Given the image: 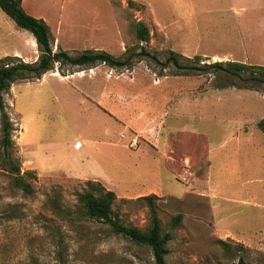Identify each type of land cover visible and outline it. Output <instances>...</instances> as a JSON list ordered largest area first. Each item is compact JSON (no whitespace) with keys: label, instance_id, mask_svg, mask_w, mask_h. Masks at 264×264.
I'll list each match as a JSON object with an SVG mask.
<instances>
[{"label":"rangeland","instance_id":"374dc122","mask_svg":"<svg viewBox=\"0 0 264 264\" xmlns=\"http://www.w3.org/2000/svg\"><path fill=\"white\" fill-rule=\"evenodd\" d=\"M23 6L31 15L48 20L54 32L60 17L67 22L68 29L84 28L85 24L93 22L92 26L98 27L100 32L96 46L90 48L84 47L83 42H70L73 45L66 46L67 51L72 56L87 49L103 50L119 59L131 56V68H115L103 63L98 66L106 80L111 81L107 84L110 88L125 89L128 94L137 90L141 99L139 106L145 97H155L158 113L163 114L179 93H186V98H200L194 112H187L179 119V127L174 126L180 132L174 131L168 140L166 147L171 149L175 145L179 156L207 157L212 148L219 146L230 127L242 121L246 130L257 122L259 130L264 132V126L260 125L264 121V83L255 84L253 89H240L232 85L237 79L227 74L216 73L214 69L204 72L178 69L168 61L170 52L174 51L183 65L239 61L264 66V0H25ZM75 10L82 13L73 14ZM86 12L94 16L84 14ZM0 14L17 26L1 7ZM137 22L146 26L149 41L138 39ZM52 43L54 51L65 49L60 44L55 47V37ZM73 69L83 72L88 68L82 70V67L56 63L52 71L61 70L65 75ZM28 80L34 79L16 80L3 93V98L13 123L12 154L19 160L22 172L35 173L34 177L27 178L33 185L32 193L17 187L13 175L4 168L0 111V264H155L149 246L115 233L108 223L80 214L78 194L88 190L89 180L61 172L43 173L26 159L21 146V98L37 100L32 90L22 97L26 87H35L23 83ZM220 85L225 87L217 88ZM69 101L66 96L58 95L57 98L51 96L50 105L38 104V119L42 121L31 124L29 138L47 141L67 136L77 139L83 133L81 124L88 120H94L98 128L109 127L116 133L107 138L112 142H118L120 132L125 131L128 138L118 146L92 144L95 152L103 148L104 154L100 156L111 175L109 184L92 181L114 190L117 195L114 213L125 224L142 230L150 225V212L147 202L139 197L157 195L154 203L162 231L171 237L166 264H233L241 260L243 264H264V194L261 192L264 168L257 169L256 145L248 147L250 157L254 150L256 158L252 157L251 161L246 158L244 162L250 161L253 165V170L248 168L245 174L256 183L243 190L244 194L250 190L255 195L245 196L247 201L242 198L235 202L213 200L206 190L208 187L203 185L204 168L196 170V177L188 176L181 163L170 172L162 154L140 145L146 135H140L138 148L124 149L122 144L128 145L134 134L123 130V124L115 123L114 119L112 122L108 115L98 119L81 102H74L73 107ZM27 107L31 108L29 104ZM171 120L166 133L174 130ZM183 125L185 132L181 129ZM192 128L211 133L200 135L193 133ZM227 151H222L221 157L215 159V175L218 180L236 179L232 182L234 185L238 179L236 171L243 166L238 169L240 158H225ZM78 154H74L75 157ZM222 156L226 163L232 164L227 170L223 169ZM151 171L160 174L156 176ZM151 187L161 191L147 192ZM230 192L237 194V187ZM57 206L69 211L71 217L62 214ZM57 236L62 239L61 245L57 244Z\"/></svg>","mask_w":264,"mask_h":264},{"label":"crops","instance_id":"0c3cea01","mask_svg":"<svg viewBox=\"0 0 264 264\" xmlns=\"http://www.w3.org/2000/svg\"><path fill=\"white\" fill-rule=\"evenodd\" d=\"M24 2L25 0L22 1V6ZM76 12L82 13L79 10H75L73 14ZM84 14L94 16L93 13L90 14L86 12ZM43 19L45 20V18ZM45 21L50 26L52 36L57 38V44L55 46L57 48L60 44L61 46H64V50L67 51L66 46L73 45L70 44V42L74 44L83 42L84 47L92 48L100 41L99 29L98 27L94 28V26H92L94 24L93 22L85 24L84 28L72 26L68 29L66 26L67 22L60 17L56 23V32H54L53 26H51L49 21ZM17 27L20 28L18 25L15 26L10 22L4 15L0 14V59L12 56L22 58L25 62L29 63L37 61L40 52L36 38L31 33L25 34V32H21ZM81 31H83L82 34H80ZM62 40L68 43L65 44ZM54 45L55 44L52 43L53 48ZM98 65H96L97 67H82V70L88 68L83 72L73 69L65 75H62L59 71L55 72L51 70L43 74L40 79L23 82L26 85H35V87H26L23 90L25 94L22 97H24L29 90H32L35 94L34 98L37 100L34 101L29 98L27 101L26 99L22 100L21 98V146L25 151L26 159L34 163L37 169H40L43 173L61 172L69 177L83 180H101L106 183L111 180V175L106 168V163L100 156L104 154L101 151L103 148L98 149V151L96 150V153L91 147L92 144L95 143L105 145L106 147L119 145L122 141L120 138L118 142H112L107 139L111 135H116V133H114L109 127L98 128V126L96 127L94 120H88L84 125L81 124L83 133L77 139L67 136L47 141L40 140V138H29L31 124L33 122L42 121L41 119H38L39 114L37 112V105L41 103H44V105H50L51 96L57 98L59 95L66 96L68 100H71L72 103L69 101L71 105L74 104V102H81L87 110L89 112L91 111L92 115L97 116L98 119L104 118L108 115L109 118L112 119V122L115 120V123L119 122L120 124H123V130H127L132 134L136 133L139 136L141 134L146 135L144 139L142 138L143 143L140 145L143 147L144 145L150 147L157 153L162 154L164 157V163L168 165L170 172H172L175 167L177 168L181 163V165H183L182 170L188 176L196 177V170L198 168H204L203 185L208 187L206 190L210 192L209 194L213 200L235 202L242 198L243 201H247L248 198L244 199L245 196L255 195V193L250 190L244 194L243 190L245 187L247 189V185L256 183L254 178L248 177V179L245 174L246 169L249 168L250 171H252L254 168L250 161L252 157H255V151H252V157H250V151H248V147L252 146V144L257 146V169L261 171V168H264V163H262L264 160V132L259 130L257 122L254 123L250 130L244 128L245 123L243 121L242 123L237 124V126H231L228 132L223 136L219 146L217 148L211 147L212 149L209 151L208 156L203 157V159H194L190 155L179 156L176 154L174 145L175 141L173 142L174 146L171 147V149L167 148L168 143L171 140L170 135H174L175 132H180L178 129L176 130V127L174 126L179 127V119L185 117L187 112H194L195 107L200 103V98H186V93H179L177 99L169 104V110L165 109L166 111H164L163 114L158 113V102L155 101V97L153 99H149L148 96L145 97L144 103L139 106L141 99L137 94V90L130 91L128 94L125 89L123 90L115 87L110 88V85L107 84L111 81L106 80L104 72L100 71ZM90 68L92 69L89 70ZM115 83L116 81H114V84ZM163 89L164 87L162 90ZM173 89L175 90V87H173ZM173 89L169 92L171 93L174 91ZM164 98L165 96L163 99ZM27 104L31 107L30 109H28ZM72 106L71 109L74 110V106ZM170 116L172 117L170 118ZM169 120H171L170 125L174 127V130H172V132L167 131L166 133L165 130L169 125ZM181 129L182 132H185V125H183ZM192 129H194L193 133L198 132L200 135H208L211 133L201 131V129ZM77 142H81V147H75ZM84 143H87L88 145L85 147ZM122 145L124 149H134L130 148L126 143ZM82 149L84 150L82 151ZM104 150L111 151L110 148H104ZM225 150H228V153L224 156L225 158H240L241 161L239 162L238 169L241 165L243 166L239 171H236V173H238V179L234 182L235 186L232 182L236 179L230 178L218 180L215 175V159L218 158V156L221 157V152ZM77 153L79 154L75 157ZM105 155H107V153H105ZM224 157L222 156L223 161H225L222 166L224 167L223 169L227 170L232 164L228 162L226 163ZM246 158H249L250 161L247 162V164H244ZM153 159H155V157H153ZM151 173L156 176L160 174L159 171H151ZM231 173H233V170ZM234 187H237V194L230 192ZM158 191H161V189L158 187H151L147 192L157 193ZM261 192L264 194V190Z\"/></svg>","mask_w":264,"mask_h":264},{"label":"trees","instance_id":"16d2710c","mask_svg":"<svg viewBox=\"0 0 264 264\" xmlns=\"http://www.w3.org/2000/svg\"><path fill=\"white\" fill-rule=\"evenodd\" d=\"M23 0H0L1 9L15 21L22 29L31 32L36 38L40 55L37 61L33 63L24 62L19 57L8 56L0 59V111L2 114V131L3 145L5 149L4 168L9 171L15 181V185L26 193L33 192V185L28 177H34V171L26 170L22 172L19 160L12 154L11 148L13 141L11 132L13 123L6 111L3 93L10 88L11 84L16 80L40 79L43 74L55 68L56 63L74 67H93L98 64H107L110 67L131 68L132 57L126 56L123 59L114 57L112 54L95 50H85L76 56L64 49L54 51L52 46V33L49 24L43 19L35 17L23 8ZM137 37L140 41H149L150 34L146 26L142 22H137ZM146 54L145 52H142ZM199 56L195 58L198 59ZM199 60V59H198ZM178 69L210 71L214 69L216 73L227 74L232 78H236L237 82L232 85L242 89H253L257 83H264V66L252 65L239 61H216L209 64L183 65L178 59V55L170 52L168 58ZM194 61V60H193ZM61 72V70H60ZM239 83H244L240 86ZM225 87V85L217 86V88ZM264 126V121L260 122ZM88 190L78 194L79 211L83 217L103 221L111 225L112 230L121 234L133 242L149 246L152 249L155 264H166V256L169 252L168 242L171 237L169 233H163L161 220L159 218L154 199L156 194H149L139 197L145 200L149 206L150 225L147 230H142L137 226L127 225L116 215L113 210V204L117 198L114 190L106 189L100 182L92 180L88 181ZM62 214L71 217V213L60 206H57ZM57 244L61 245L62 239L56 237ZM243 264V260L239 263Z\"/></svg>","mask_w":264,"mask_h":264},{"label":"built area","instance_id":"2783aa9c","mask_svg":"<svg viewBox=\"0 0 264 264\" xmlns=\"http://www.w3.org/2000/svg\"><path fill=\"white\" fill-rule=\"evenodd\" d=\"M119 137H120L121 140H124V139H127L128 138V136H127V134L125 132L120 133L119 134ZM139 143H140V136L138 134H134L130 138L129 143H128V146L130 148H138L139 147ZM75 147L76 148L81 147V142H77L75 144Z\"/></svg>","mask_w":264,"mask_h":264}]
</instances>
